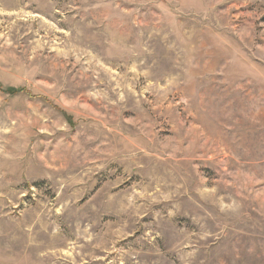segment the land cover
Here are the masks:
<instances>
[{"label": "rangeland", "instance_id": "rangeland-1", "mask_svg": "<svg viewBox=\"0 0 264 264\" xmlns=\"http://www.w3.org/2000/svg\"><path fill=\"white\" fill-rule=\"evenodd\" d=\"M0 264H264V0H0Z\"/></svg>", "mask_w": 264, "mask_h": 264}, {"label": "trees", "instance_id": "trees-1", "mask_svg": "<svg viewBox=\"0 0 264 264\" xmlns=\"http://www.w3.org/2000/svg\"><path fill=\"white\" fill-rule=\"evenodd\" d=\"M12 92H15V89H10Z\"/></svg>", "mask_w": 264, "mask_h": 264}]
</instances>
